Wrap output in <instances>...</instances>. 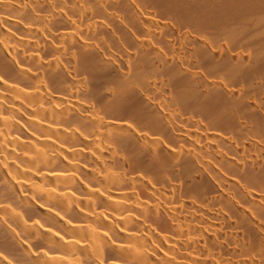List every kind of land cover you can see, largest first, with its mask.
Segmentation results:
<instances>
[{
    "label": "bare ground",
    "instance_id": "1",
    "mask_svg": "<svg viewBox=\"0 0 264 264\" xmlns=\"http://www.w3.org/2000/svg\"><path fill=\"white\" fill-rule=\"evenodd\" d=\"M0 264H264V0H0Z\"/></svg>",
    "mask_w": 264,
    "mask_h": 264
}]
</instances>
